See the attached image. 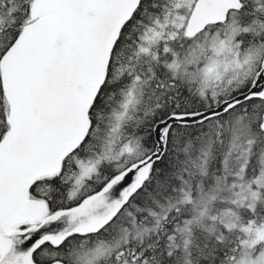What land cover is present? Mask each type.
Here are the masks:
<instances>
[{"label": "snow or ice", "instance_id": "obj_1", "mask_svg": "<svg viewBox=\"0 0 264 264\" xmlns=\"http://www.w3.org/2000/svg\"><path fill=\"white\" fill-rule=\"evenodd\" d=\"M0 264H264V0H0Z\"/></svg>", "mask_w": 264, "mask_h": 264}]
</instances>
